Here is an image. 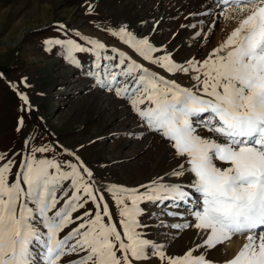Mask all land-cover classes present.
I'll return each instance as SVG.
<instances>
[{
	"label": "snow or ice",
	"instance_id": "obj_1",
	"mask_svg": "<svg viewBox=\"0 0 264 264\" xmlns=\"http://www.w3.org/2000/svg\"><path fill=\"white\" fill-rule=\"evenodd\" d=\"M203 7L189 15L205 19L181 27L199 25L193 35L204 47L221 18L236 26L204 56L182 62L124 25L108 29L142 61L173 77L183 74L191 87L124 51L108 54L104 43L75 31L80 43L63 24L56 31L66 38L43 41L45 51L58 46V55L82 71L77 54H89L84 74L127 103L143 129L139 135L159 137L172 166L134 187L99 185L74 152L65 150L74 161L38 157L49 152L46 146L20 161L14 159L20 153L0 152V264H141L153 258L159 264H221L210 253L226 254L221 246L238 236L243 244L222 264H264V0H206ZM229 8L237 16L228 15ZM88 10H94L91 3ZM18 95L21 111H30L28 96ZM23 126L20 116L16 131ZM146 204L164 205L158 227L167 228L171 240L194 229V246L173 254L168 238L150 239L151 225L142 218L157 213L149 214Z\"/></svg>",
	"mask_w": 264,
	"mask_h": 264
},
{
	"label": "rangeland",
	"instance_id": "obj_2",
	"mask_svg": "<svg viewBox=\"0 0 264 264\" xmlns=\"http://www.w3.org/2000/svg\"><path fill=\"white\" fill-rule=\"evenodd\" d=\"M90 3L93 11L88 10ZM205 3L206 0H0V152L20 153L14 156L16 161L21 156L28 158L32 150L41 146H46L49 152L36 153L38 157L74 161L68 154L74 152L93 171L99 185L134 187L163 175L172 166L164 143L148 132L140 136L143 129L137 126L127 103L93 86L94 81L84 74L90 63L89 54H77L85 63L82 71L58 55V46L51 52L45 51L43 41L56 36L66 38L63 32L56 31L63 24L73 30L69 35L80 43L84 42L75 37V31L104 43L108 54L115 55L110 52L112 48L124 51L152 71L191 87L192 81L183 74L173 77L142 61L108 29L117 30L124 25L138 38L148 36L154 45H165L179 62L197 53L202 57L222 43L236 26L234 20L221 18L211 43L204 47L206 42L198 41L193 35L199 25L198 29L181 25L197 24L205 19L189 15L203 11ZM237 13L232 8L227 10L228 15L237 16ZM19 92L28 96L30 111H21L23 102ZM20 116L24 118V126L17 132ZM182 180L187 182L188 176ZM142 207L149 214L157 213L142 218L151 225L147 230L150 239L164 242L168 238V250L173 254H183L194 246V229L184 230L171 240L169 230L158 227L163 204ZM163 219L177 222L171 217ZM237 239L244 237H234L221 246L226 254L217 249L210 253L209 259L222 264L232 258L240 248L231 247ZM141 264H159V261L153 258Z\"/></svg>",
	"mask_w": 264,
	"mask_h": 264
},
{
	"label": "bare ground",
	"instance_id": "obj_3",
	"mask_svg": "<svg viewBox=\"0 0 264 264\" xmlns=\"http://www.w3.org/2000/svg\"><path fill=\"white\" fill-rule=\"evenodd\" d=\"M244 240H241V239H237V240H234L232 242V246L231 247H234V248H237V247H240L242 244H243ZM239 250V249H238ZM235 251V249H234ZM220 252V251H219ZM236 252V251H235ZM219 255V254H218ZM223 258V257H222Z\"/></svg>",
	"mask_w": 264,
	"mask_h": 264
},
{
	"label": "water",
	"instance_id": "obj_4",
	"mask_svg": "<svg viewBox=\"0 0 264 264\" xmlns=\"http://www.w3.org/2000/svg\"><path fill=\"white\" fill-rule=\"evenodd\" d=\"M130 32H131V33H134V31H133V30H130Z\"/></svg>",
	"mask_w": 264,
	"mask_h": 264
}]
</instances>
